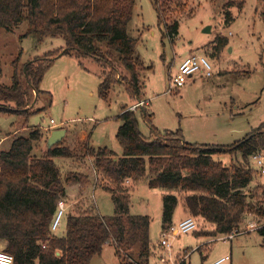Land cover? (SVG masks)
<instances>
[{"label":"trees","instance_id":"1","mask_svg":"<svg viewBox=\"0 0 264 264\" xmlns=\"http://www.w3.org/2000/svg\"><path fill=\"white\" fill-rule=\"evenodd\" d=\"M151 2L158 25L164 27L163 38L174 40L179 33L177 8L183 4L176 0ZM244 5L245 0L224 1V26L235 22L232 8L242 10ZM135 6L136 0H0V29L13 32L27 22V35H35L39 46L49 38H61L65 43L20 69L13 65L11 85L0 84V111L28 117L34 97L43 93L40 84L46 71L63 55L88 58L101 67L102 99L107 101L114 85L123 81L140 101L148 68L137 53L138 39L128 33ZM227 45V37L217 36L213 56L219 57ZM2 75L0 56V80ZM3 103H12L15 109ZM141 114L149 136L141 132L136 110L124 108L118 117L121 125L116 139L122 156L107 147H94L90 138L79 141L76 151L64 141L36 156L35 146L44 137L38 127L0 151V245L13 256L14 264H92L109 244L115 247L120 264H150L151 218L130 213L131 191L142 180L150 189L165 192L162 230L173 225L181 203L190 217L212 227L205 234L198 229L193 233L210 238L238 236L245 218L252 215L256 231L264 239V185L251 189L253 173L264 176L248 164L251 156L264 152V122L238 143L210 147L188 144L180 131L161 133L146 107ZM78 153L92 160L101 177L97 186L111 195L115 212L112 216H101L96 209L70 212L65 234L57 236L52 228L60 203L68 199L67 186L81 184L83 178L63 172L56 159L77 158ZM227 154H240L243 162L227 165L215 158Z\"/></svg>","mask_w":264,"mask_h":264},{"label":"rangeland","instance_id":"2","mask_svg":"<svg viewBox=\"0 0 264 264\" xmlns=\"http://www.w3.org/2000/svg\"><path fill=\"white\" fill-rule=\"evenodd\" d=\"M176 1L183 4L177 8L179 33L170 40L163 38L164 27L158 25L151 0H136L128 33L138 39L137 53L148 68L144 72L145 89L141 101L148 102L146 110L159 132L180 131L190 145L231 146L264 122V0H245L242 10L232 8L235 22L230 26H224L223 20L226 0L213 3L211 0ZM28 27L25 22L13 32L0 29L1 85H11L14 64L20 69L29 60L44 58L48 52L65 45L61 38H49L39 46L35 35H27ZM219 35L228 38V45L219 57H214L213 45ZM191 55L206 58L213 68V76L197 72L184 87L170 92L180 63ZM101 73V67L91 59L58 56L40 84L43 93L35 95L34 103L27 109L28 117L0 111V151L8 150L14 139L28 136L32 128L38 127L44 137L35 146L36 156L46 151V139L56 128L68 131L65 145L75 151L79 141L90 138L94 147H107L122 156L123 149L116 139L121 125L118 117L124 108L137 104L138 99L131 95L123 81L114 85L107 101L102 99L99 94ZM3 104L15 109L12 103ZM141 109L136 110L139 128L149 136L150 129ZM51 120L58 127L51 128ZM79 154L73 159H56L63 172L83 178L79 184L81 190H71V196L68 195L64 202V214L54 232L57 236L65 234L66 217L70 212L96 209L101 216H112L115 212L111 195L97 186L101 177L95 172L92 160ZM261 154L264 156V152ZM215 158L227 165L243 162L240 154ZM248 164L251 169H257V162L251 158ZM254 173L251 189L264 185V177ZM164 194L160 189H150L146 180L140 181L131 191L130 213L151 218L150 264H181L183 261L185 264H212L226 256L231 257V261L223 264H264V239L256 231L258 225L252 215L245 218L241 232L232 240L198 235L212 228L198 219L197 233L172 238L170 250L162 247ZM182 211L179 203L174 219ZM0 249L4 250L2 243ZM92 264H120L115 247L106 245Z\"/></svg>","mask_w":264,"mask_h":264},{"label":"built area","instance_id":"3","mask_svg":"<svg viewBox=\"0 0 264 264\" xmlns=\"http://www.w3.org/2000/svg\"><path fill=\"white\" fill-rule=\"evenodd\" d=\"M204 72L206 77H211L213 75V68L208 63L206 58L197 55H191L186 57L179 65L178 73L172 80L170 84L169 91L178 90L186 84L188 79H190L194 74L197 72ZM149 104L147 101H138L137 104L132 106L131 110H137L139 108L147 107ZM51 128L58 127L53 120H51ZM57 129V128H56ZM253 161L257 162V170L260 172L261 175L264 176V156L259 153L251 156ZM60 211L58 216L53 224V231H56L61 223V219L64 214V203H60ZM198 229V222L196 219L192 217H186L185 219L181 220L177 224H173L167 229L162 230L161 233V246L170 250L171 248V239L174 237H179L184 234H189L195 232ZM236 235L232 234L229 236H225L224 239L232 240L235 238ZM226 261H230V257L226 256L223 257L212 264H223ZM0 264H14V258L12 255L6 253L4 250L0 249Z\"/></svg>","mask_w":264,"mask_h":264},{"label":"water","instance_id":"4","mask_svg":"<svg viewBox=\"0 0 264 264\" xmlns=\"http://www.w3.org/2000/svg\"><path fill=\"white\" fill-rule=\"evenodd\" d=\"M66 136H67L66 129L57 128L55 130H52L45 144L47 147L45 152H48L51 149H53L56 145L63 143L65 141Z\"/></svg>","mask_w":264,"mask_h":264},{"label":"crops","instance_id":"5","mask_svg":"<svg viewBox=\"0 0 264 264\" xmlns=\"http://www.w3.org/2000/svg\"><path fill=\"white\" fill-rule=\"evenodd\" d=\"M192 78V77H191ZM62 129V128H61ZM67 133H68V131H67ZM78 189H80L81 190V188H80V186H79V184H73V185H71V186H69V187H67V196L69 195V196H71L70 195V191L71 190H77V192H78ZM183 206V205H182ZM175 216V215H174ZM189 215L187 214V212L184 210V208H183V211H182V213H181V215L177 218V219H173V224H177L178 222H180L181 220H183V219H185L186 217H188ZM4 244V243H3ZM230 261H231V257H230Z\"/></svg>","mask_w":264,"mask_h":264}]
</instances>
